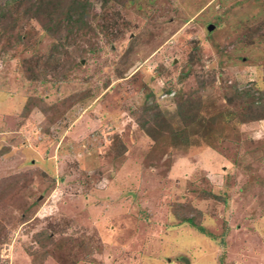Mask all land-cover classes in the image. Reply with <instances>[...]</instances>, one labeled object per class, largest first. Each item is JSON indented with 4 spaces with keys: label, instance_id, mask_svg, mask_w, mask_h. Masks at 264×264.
Here are the masks:
<instances>
[{
    "label": "rangeland",
    "instance_id": "1",
    "mask_svg": "<svg viewBox=\"0 0 264 264\" xmlns=\"http://www.w3.org/2000/svg\"><path fill=\"white\" fill-rule=\"evenodd\" d=\"M90 2L0 15V264H264V0Z\"/></svg>",
    "mask_w": 264,
    "mask_h": 264
},
{
    "label": "trees",
    "instance_id": "2",
    "mask_svg": "<svg viewBox=\"0 0 264 264\" xmlns=\"http://www.w3.org/2000/svg\"><path fill=\"white\" fill-rule=\"evenodd\" d=\"M14 1L6 0L5 6L0 9V15L4 14L3 9L8 8L7 5ZM107 1L101 0V5ZM27 8L32 14L36 15L46 31L51 33L53 30L60 31L64 29L66 37L68 34H72L74 30L85 28L89 24L88 18L92 10V3L90 0H30V5ZM241 93L247 95L250 93V89L242 90ZM143 109H157V106L146 101ZM175 137L173 138L174 141H179L180 144H188L186 136L176 134ZM181 220L190 223L201 231L203 230V227L190 216H185Z\"/></svg>",
    "mask_w": 264,
    "mask_h": 264
}]
</instances>
